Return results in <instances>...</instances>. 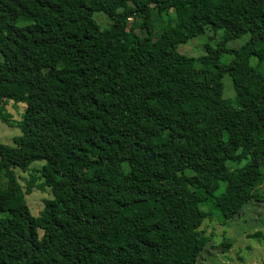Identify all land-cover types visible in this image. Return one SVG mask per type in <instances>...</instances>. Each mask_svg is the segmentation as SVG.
<instances>
[{
	"label": "trees",
	"instance_id": "obj_1",
	"mask_svg": "<svg viewBox=\"0 0 264 264\" xmlns=\"http://www.w3.org/2000/svg\"><path fill=\"white\" fill-rule=\"evenodd\" d=\"M208 29L223 34L204 55L179 52ZM9 101L26 108L0 172L33 171L27 185L52 198L34 217L16 185L0 264H201L205 224L257 197L264 0H0V119L13 125Z\"/></svg>",
	"mask_w": 264,
	"mask_h": 264
},
{
	"label": "rangeland",
	"instance_id": "obj_2",
	"mask_svg": "<svg viewBox=\"0 0 264 264\" xmlns=\"http://www.w3.org/2000/svg\"><path fill=\"white\" fill-rule=\"evenodd\" d=\"M95 19L103 28L109 26V22L104 14H96ZM166 20L167 17L163 15L162 19L155 23L157 33L161 32L165 26V22L167 23ZM138 33L144 34L142 32ZM222 34V31L219 34H215L212 30L208 29L204 35L189 41L187 44L180 45L178 50L186 56L199 57L205 54L204 45L209 41V38H216L214 40L215 43ZM247 40L248 36L230 41L227 44V48L238 49ZM231 60L232 57L230 55H225L223 58V61L226 63H229ZM251 64L255 66L256 59H253ZM223 83L224 98L234 99L235 91L230 75H225ZM25 108V104H14L12 101H9V104L5 107V113L9 115V121L13 125L5 123L0 119V144L12 145L13 138L20 135L17 123L21 120V115ZM43 164V162H36L31 166V169L38 168ZM261 170V179L254 187V193L257 197L244 206L239 216L229 220L225 226L216 217L214 221L205 224V233L211 238V241L206 250L201 254V264H262L264 258V164ZM32 174L36 177L38 176L33 171L22 172L17 170L14 174L15 177L8 171L5 174L0 172V190H6L4 195L0 194V209L9 203V200L15 193L16 185L20 184L31 214L34 217L40 216L44 208V201L50 199V197L52 198V196L50 193H42L36 188H31L27 185V181L31 179ZM1 175L3 176L1 177ZM40 182L37 179L35 183ZM39 233L42 235L41 231ZM224 236L231 243L229 250L221 249Z\"/></svg>",
	"mask_w": 264,
	"mask_h": 264
}]
</instances>
